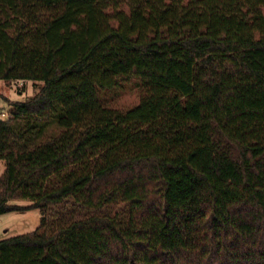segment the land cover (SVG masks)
Masks as SVG:
<instances>
[{"label": "trees", "instance_id": "16d2710c", "mask_svg": "<svg viewBox=\"0 0 264 264\" xmlns=\"http://www.w3.org/2000/svg\"><path fill=\"white\" fill-rule=\"evenodd\" d=\"M0 80V264H264V0H0Z\"/></svg>", "mask_w": 264, "mask_h": 264}, {"label": "rangeland", "instance_id": "374dc122", "mask_svg": "<svg viewBox=\"0 0 264 264\" xmlns=\"http://www.w3.org/2000/svg\"><path fill=\"white\" fill-rule=\"evenodd\" d=\"M42 85L34 81H11L0 80V114L7 117L9 109L14 102H23L32 97ZM100 97L104 104L110 108L127 110L139 102L140 91L133 83L126 84L120 89L101 91ZM4 115V116H3ZM56 131L53 127L49 132ZM4 171V162L0 161V175ZM10 204L20 207L29 205L26 200H12ZM118 208L109 209L110 214H115ZM41 213L38 209L25 211H9L0 214V239L10 238L19 234L27 233L39 226Z\"/></svg>", "mask_w": 264, "mask_h": 264}]
</instances>
